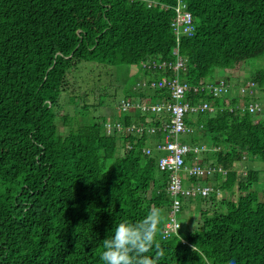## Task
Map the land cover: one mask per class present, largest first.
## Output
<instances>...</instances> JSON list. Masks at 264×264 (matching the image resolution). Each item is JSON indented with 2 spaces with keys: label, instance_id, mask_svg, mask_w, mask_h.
Wrapping results in <instances>:
<instances>
[{
  "label": "trees",
  "instance_id": "obj_1",
  "mask_svg": "<svg viewBox=\"0 0 264 264\" xmlns=\"http://www.w3.org/2000/svg\"><path fill=\"white\" fill-rule=\"evenodd\" d=\"M160 1L168 7L130 0H0V264H103V240L119 223H136L153 207L164 217L157 240L165 257L159 264H264V185L260 195L246 193L258 172L245 168V179L238 180L235 165L264 161V118L254 117L264 108L255 113L239 107L237 88L244 82L234 81L216 96H186L215 106L186 117L194 128L189 143L219 146L200 163L210 157V164L227 171L185 177L186 184H212L221 196L190 198L195 209L206 205L201 223L192 225L190 218L166 238L167 173L157 168V153H142L153 134H106L103 124L111 115L125 126H159L168 117L121 111L119 99L96 120L85 94L74 101L80 105L75 115L83 119L62 110L69 77L85 63L138 66L140 73L126 76L124 88H114L126 101L170 98L167 88L148 84L172 71L140 64L173 59L169 24L176 0ZM183 1L195 31L180 39L181 81L214 84L217 71L264 54V0ZM263 77L261 71L250 77L246 102ZM226 180L237 186L235 199Z\"/></svg>",
  "mask_w": 264,
  "mask_h": 264
},
{
  "label": "built area",
  "instance_id": "obj_2",
  "mask_svg": "<svg viewBox=\"0 0 264 264\" xmlns=\"http://www.w3.org/2000/svg\"><path fill=\"white\" fill-rule=\"evenodd\" d=\"M130 1L143 2L147 8L156 7L157 5L164 8L168 7V5L162 3L160 0ZM172 8L174 14L169 25L174 37V46L171 52L173 59H152L140 62L141 66L147 69H170L172 71V76H163L158 79L151 78L148 84L151 88H167L170 98L156 102L145 99L141 103L121 99L117 104V109L121 111L140 109L147 114L158 113V115H165L168 119L162 118L159 126L151 124H130L125 126L111 115L107 117L103 124L106 134L114 131L119 134L124 131L141 134L145 131L148 134L156 135V137L158 135L159 137L163 136L162 140L156 139L152 145H146L142 148L144 155L151 156L157 153V168L159 171L167 173L165 190L169 195V219L165 222L162 229V238L169 237L171 234H177L181 226L177 215L181 211L182 198L207 197L212 192H215L216 196H221V192L214 189L212 185L200 182L186 184L185 177L212 176L217 171L225 175L227 171L221 166L200 163L202 156L219 150V146H210L205 143L190 144L179 138L180 134H190L194 130L192 126L186 123V117L189 114L195 115L198 112L213 111L215 109L214 105L202 98H198L193 102L189 101L186 97L188 93L193 95L202 93L203 95L216 96L228 91L230 85L222 77L218 78L214 84L210 82L190 84L179 79V71L184 68L185 64L184 57L179 53L180 39L182 36H191L194 33L195 23L191 12L186 8V3L183 0H176V4ZM243 82L244 84L238 85L237 88V95L242 97L239 101V107H247L249 112H256L259 109V105L251 101L246 102L245 100L246 95L252 93L254 83L249 79ZM144 85L145 82L142 83V86ZM246 92L249 94H246Z\"/></svg>",
  "mask_w": 264,
  "mask_h": 264
},
{
  "label": "rangeland",
  "instance_id": "obj_3",
  "mask_svg": "<svg viewBox=\"0 0 264 264\" xmlns=\"http://www.w3.org/2000/svg\"><path fill=\"white\" fill-rule=\"evenodd\" d=\"M235 66L232 67L234 70L230 69L229 72L223 70L217 71V73L214 74V77L217 79L220 77L225 78L226 76H229L228 73H230V80L227 83L231 85L234 81L243 82L246 79H250V77L257 71H261L262 73H264V54L252 59L245 60L239 65ZM120 67L121 66H104L91 63H85L81 65L73 73V75L69 77L68 93L63 96L61 101L63 112L70 115L77 114L76 111L78 110L80 105H75L74 101L76 100V97L78 95L85 94L86 97L84 101L88 105V114L94 115L96 117V120H101V117H103L106 113V110H108L109 105L113 104L111 106H114V100L117 101L119 99H123V96L121 95L119 90L115 91L114 88H124V86H126L129 82V79L126 76H130L133 73H140L139 67L135 65H125L124 67L122 66V68ZM105 92L108 95H114V97L107 98L105 100V97H103L102 95ZM253 94L254 95L249 97V101L257 103L260 108H264V77L257 89L254 90ZM99 101H101L102 103L98 104ZM255 113H257V111ZM191 115L193 114H189L187 117H190ZM76 117L77 121L83 119L80 114ZM254 117L256 119L264 118V112L255 114ZM60 132H62L61 129ZM187 135L188 134H180V140L189 143L191 135ZM156 139L162 140L163 136L156 138V136L153 135L152 138L147 141L146 145H152ZM208 156H210V154H208ZM210 161L211 158L209 157V160L206 163H209ZM235 165L237 166L236 170L239 173L237 175L238 180L245 179V168L258 172L259 180L255 184H252L251 187L246 190V193H248L249 191L254 194L259 193L258 195H260V191L264 185V161L260 159H245L244 161L236 162ZM225 185L227 189L235 190L234 194L230 197L232 199H235L236 193L238 191L236 190V184H234L232 181L226 180ZM217 207L220 208V205H217ZM205 208L206 205H203L201 209H195L194 199L182 198L181 211L177 215L178 221L182 224L181 227L186 225V221L190 218L193 221L192 225L200 224V220L204 214L203 209ZM189 228L190 226L187 227V229Z\"/></svg>",
  "mask_w": 264,
  "mask_h": 264
},
{
  "label": "clouds",
  "instance_id": "obj_4",
  "mask_svg": "<svg viewBox=\"0 0 264 264\" xmlns=\"http://www.w3.org/2000/svg\"><path fill=\"white\" fill-rule=\"evenodd\" d=\"M163 219L162 210L153 207L136 223H119L111 238L103 240L100 260L103 264H159L165 257L157 240ZM153 251L154 255H147Z\"/></svg>",
  "mask_w": 264,
  "mask_h": 264
}]
</instances>
